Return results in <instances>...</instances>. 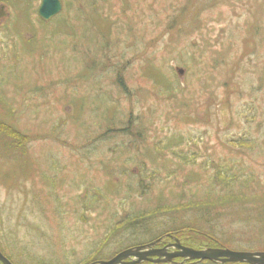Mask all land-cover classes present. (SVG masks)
Wrapping results in <instances>:
<instances>
[{
  "label": "rangeland",
  "instance_id": "obj_1",
  "mask_svg": "<svg viewBox=\"0 0 264 264\" xmlns=\"http://www.w3.org/2000/svg\"><path fill=\"white\" fill-rule=\"evenodd\" d=\"M40 3L0 0V118L24 135L0 137L5 257L90 264L178 227L198 249L264 251V0H61L47 21ZM237 137L253 141L240 155ZM234 161L254 178L226 180L255 195L209 224L196 209L124 220L200 199L205 167Z\"/></svg>",
  "mask_w": 264,
  "mask_h": 264
},
{
  "label": "trees",
  "instance_id": "obj_2",
  "mask_svg": "<svg viewBox=\"0 0 264 264\" xmlns=\"http://www.w3.org/2000/svg\"><path fill=\"white\" fill-rule=\"evenodd\" d=\"M78 9H82V6L79 5ZM40 22L41 23H45L43 21H40ZM172 28H173V26H172ZM197 42H199L198 39H197ZM186 46H190V45H188L187 43H184L180 48H186ZM227 80L228 81H226L224 83V85L228 87L231 84L229 82V80H231V79H227ZM117 82H118V84L120 86L123 85L122 79L121 80L119 79ZM179 84H181V83L179 82ZM185 85L186 84H184V86ZM239 92H240V90H239ZM225 93L227 94L226 97H228V93L226 91H225ZM2 96H3V93H2ZM2 100H5L4 97H2ZM123 130L126 131V132H130V131H128L129 130L128 126L123 128ZM137 135H139V133ZM1 136H3L5 138L8 147L10 146L12 148L18 147L17 144L24 140V137H23L24 135H20L14 128H12V127L10 128L7 124L4 123L2 118H0V137ZM10 136L11 137L14 136V139L12 140V142L9 139ZM244 141H245V139L237 137L235 139L234 138H229L228 142L227 143L224 142V143L227 144L229 148L235 150L236 155H240L246 149H250V147H252V145H253V141L252 142H249V141L244 142ZM260 145L262 147V150H264V142L261 143ZM235 153H230L229 156L231 157ZM182 159H184V161H186L187 160L186 155H183ZM225 163H222V165H221L219 163L214 162V164L212 163V164H210V166L208 165V166L205 167L206 170H209V172H210L208 176L206 175V178L204 180L205 184L208 187L204 190V192L202 193L203 196L200 199H196V200H193V201H190V202H187V203L182 201V202L171 203V205H167V206L163 205V206H158V207H154V208L152 207L149 210H143V211H138L137 213L129 214V215H127L125 217L124 220H126V222H129L131 225H133L135 227L136 224L138 225V223L141 222L142 220H145L149 216H152L155 213H159L160 211H166V212L169 211V212H171V211H180L182 209H196V210L201 212L200 216L197 217V218H199L198 220L201 223H203V224H205L204 222H206V224H209V219L210 218L208 217V215H210V214L216 215V212H220V210L222 209V206L227 205V204L228 205L236 204L237 201L239 200V198L242 195H244V193H245V196H247V197L255 195V193H253V194H250L249 192L247 193L245 191L246 189H244V187H241L240 185H237V186L236 185H234V186L230 185L229 184L230 182L226 180V178L236 179L238 173H236V174L232 173L236 169L241 171V172L243 171L246 175L249 174V175H251L254 178L252 173H249L248 170L244 171L243 168H245V167H243V166H242L243 168L239 167V163L237 161H234L232 164L228 163L229 165H225ZM212 166H215V167L212 168ZM219 180L220 181H224V182L226 180V183H223V184L218 183ZM218 185H219V189H218ZM243 185H245L248 188L250 183L246 182ZM241 191L243 193H241ZM260 193L261 192L259 191V194ZM253 207L256 209L255 206H253ZM257 211H259V212L262 211L263 212V209L260 208V209H257ZM183 225L186 226V224H183ZM193 226H194V223H193ZM190 228L191 227H189V229ZM140 229H142V227H140ZM175 229H176L175 230V234H173V235H176L177 237H179L177 239L180 240V243L182 245H187V246L193 247L194 249L201 247L200 244H198L196 242L194 243V240L190 239L188 237V234L185 233V230H187L188 228L179 229V227H178V228H175ZM191 230L192 229H190L189 231H191ZM205 230L207 232H210L207 229H205ZM205 230L203 229L204 232H205ZM195 233L198 235V232H195ZM210 233H212V232H210ZM210 233H209V235L211 236L212 234H210ZM207 244H212V243L210 241ZM0 250H1V253L5 256L6 255V251L3 248H1V247H0ZM174 260L175 261H177V260L181 261V258H174ZM196 261L197 262H199V261L207 262L208 260L196 259V260H192V261H186L185 264H194V263H196ZM142 262H145L147 264L148 263L149 264H154L152 262L150 263L147 260L146 261H142ZM209 263H211V262H209ZM140 264H141V262H140ZM157 264H162V263H157ZM173 264H178V263L174 262ZM196 264H199V263H196Z\"/></svg>",
  "mask_w": 264,
  "mask_h": 264
},
{
  "label": "water",
  "instance_id": "obj_3",
  "mask_svg": "<svg viewBox=\"0 0 264 264\" xmlns=\"http://www.w3.org/2000/svg\"><path fill=\"white\" fill-rule=\"evenodd\" d=\"M61 9L60 0H41V3L37 9L39 18L43 21H47L51 16L55 15ZM178 75L181 74V69L176 66ZM173 242L171 244H165L162 247H155L163 236L147 244H141L139 246L129 247L118 251L117 254L105 261L98 260L95 263L90 264H140V262L147 260L150 263H164L184 264V261H192L196 259L210 260L220 263L229 262H245L247 264H264V251H236L225 248L223 246L206 247L204 249L193 248L187 245H182L180 240L175 235L166 234ZM171 248V251L168 248ZM154 256V257H153ZM174 258H181V261H175ZM128 259V261L126 260ZM0 264H12L11 261L5 257L0 251Z\"/></svg>",
  "mask_w": 264,
  "mask_h": 264
},
{
  "label": "flooded vegetation",
  "instance_id": "obj_4",
  "mask_svg": "<svg viewBox=\"0 0 264 264\" xmlns=\"http://www.w3.org/2000/svg\"><path fill=\"white\" fill-rule=\"evenodd\" d=\"M173 241L166 236H163V238L161 239V242H159L157 245H155V247H162L165 244H171ZM169 251H171V248H168ZM154 257V256H153Z\"/></svg>",
  "mask_w": 264,
  "mask_h": 264
}]
</instances>
